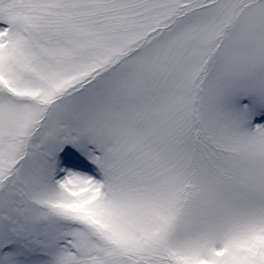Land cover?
<instances>
[{
    "label": "snow or ice",
    "instance_id": "snow-or-ice-1",
    "mask_svg": "<svg viewBox=\"0 0 264 264\" xmlns=\"http://www.w3.org/2000/svg\"><path fill=\"white\" fill-rule=\"evenodd\" d=\"M0 264H264V0H0Z\"/></svg>",
    "mask_w": 264,
    "mask_h": 264
}]
</instances>
